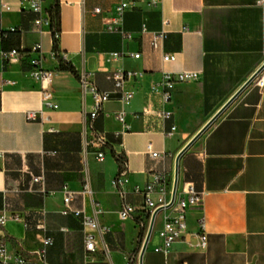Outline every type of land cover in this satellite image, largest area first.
Here are the masks:
<instances>
[{"label": "crops", "instance_id": "obj_1", "mask_svg": "<svg viewBox=\"0 0 264 264\" xmlns=\"http://www.w3.org/2000/svg\"><path fill=\"white\" fill-rule=\"evenodd\" d=\"M58 2L57 52L75 74L62 70L60 58L52 57V31H39L35 20L40 15L31 11L29 0H0V217L46 212L47 235L53 240L46 264H140L151 220L137 190L162 171L174 188L179 158L177 196L192 184L203 202L188 212L184 237L167 252L155 250L171 212L156 216L142 264H264V92L255 81L242 89L264 66V0H159L157 5L137 0L123 16L124 36L106 31L105 25L120 0ZM54 3L43 1L44 16ZM97 8L102 14H95ZM144 25L149 32L167 31L161 49L151 47ZM38 43L43 67L53 74L57 109L44 107L43 83L31 78L22 63L3 59L4 52L30 51ZM115 52L124 58L113 60ZM134 53L141 58L129 56ZM165 54H175L177 60L164 62ZM118 69L134 74L124 86L133 93L129 105L116 94L111 75ZM166 72L199 76L178 85L163 104L153 87ZM84 74L101 91L114 93L95 118L93 99L80 85ZM147 106L152 113L142 115ZM161 111L171 115L160 119L156 113ZM27 112H35L37 119L28 120ZM121 112L124 124L116 118ZM93 132L106 141L102 161L86 146ZM149 143L154 151L167 153L164 161L151 157ZM115 156L126 161V182L119 188L113 185L121 170ZM65 187L77 193L71 209L83 210L100 226L94 253L86 252L80 219L62 213ZM124 202L138 209L126 221L119 217ZM203 232L206 249L198 247ZM2 247L25 256L28 264L43 263L37 233L21 222L0 225Z\"/></svg>", "mask_w": 264, "mask_h": 264}, {"label": "built area", "instance_id": "obj_2", "mask_svg": "<svg viewBox=\"0 0 264 264\" xmlns=\"http://www.w3.org/2000/svg\"><path fill=\"white\" fill-rule=\"evenodd\" d=\"M43 1L44 0H29L31 11L40 15L39 18L35 20V25L41 32L45 27L51 29V19L49 15H43ZM158 2L159 0H152V4L154 5H157ZM136 3L137 0H120L119 4L115 8L114 16L107 18L105 21L106 31L118 32L124 36L125 34L122 28L123 16L129 10L134 9L136 7ZM2 8L5 11H10V7L6 4H3ZM95 14H102V10L97 8L95 10ZM163 24L164 26H167L168 21H164ZM143 32L151 35L150 44L154 50L162 48L167 34L165 29L159 32H149L147 26L144 25ZM127 37L130 38V36ZM55 38L58 39V33L55 34ZM2 39L3 36H0V41ZM42 54V45L38 43L34 45L30 51L12 49L8 52H4L3 59L8 63H22L28 70L31 78L43 83L41 95L44 107L57 109L58 105L53 102L54 92L51 88L53 74L50 70L43 67ZM57 56V53L53 51L52 57L56 59L58 58ZM129 56L135 60H139L141 58V54L139 53L129 54ZM111 58L113 60H121L124 58V54L115 52L111 55ZM163 60L167 63H174L177 60V56L175 54H165ZM133 76V73L125 72L123 69H118L111 75L115 82L116 94L125 105H129L133 99V93L124 89L126 81ZM198 76L199 74L196 72H166L163 74L162 81L153 87V91L161 92L162 102L163 104H166L171 100L173 91L178 85L195 81L198 79ZM255 82L257 87L264 92V70ZM80 85L83 92L90 95L93 99L94 110L91 114L92 118L98 116L104 104L114 98V93L101 91L93 83L89 74L80 76ZM1 91L2 84L0 83V92ZM151 113L152 108L147 106L142 115ZM156 114L160 119H164L170 116L171 112L161 111ZM26 115L27 119L30 121H35L37 119V114L35 112H27ZM116 118L122 124L125 123L124 112L117 114ZM175 129L176 128L174 127L173 131ZM86 146L97 152L100 161L104 159L106 141L102 134L93 132L91 138L86 141ZM147 151L153 159L164 161L167 157V153L165 152L154 151L152 143L148 144ZM124 166H126L125 160H123L121 165L120 173L113 181V185L116 188L121 187L126 182L124 179ZM40 180H42V178L34 179L35 182ZM173 190V180L165 171L153 173L151 179L147 182L145 187L137 190V193L141 194L143 198V210L147 213L149 220L152 219L154 213L159 209H163L159 214L163 212H171V216L165 219L163 227L159 232L162 244L156 248L155 251L157 252H167L174 244L179 242L184 237V234L187 231L188 212L199 207L203 202V195L197 192L192 184H185L182 194L180 196H177L176 194L173 205L167 209V206L172 200ZM63 191L65 207L62 213L64 215L71 214L80 219L86 234V252L87 254L96 252V240L94 234L100 230L98 222L94 218L88 216L83 210H72L71 203L76 198L77 193L70 190L68 187H65ZM85 192H87V186L84 189V193ZM121 193L123 196V192ZM137 211L138 209L136 207L124 202L119 213L120 220L126 221L130 219ZM9 220L21 222L26 228L33 229L37 233V236L42 244V248L38 254L43 260L42 264H46L44 259L47 253V248L53 244L52 238L47 235L46 212H28L25 215L14 213L10 217L2 216L0 217V225L4 226ZM198 247L200 249H206L207 247V235L204 232L199 235ZM0 264H28V259L21 254H11L5 247H2L0 250Z\"/></svg>", "mask_w": 264, "mask_h": 264}, {"label": "water", "instance_id": "obj_3", "mask_svg": "<svg viewBox=\"0 0 264 264\" xmlns=\"http://www.w3.org/2000/svg\"><path fill=\"white\" fill-rule=\"evenodd\" d=\"M264 70V66H262L260 68V70H258V72L256 74H254V76H252V78H250V80L247 82V84L242 88L244 89L248 84L252 83L253 81H255L258 77H259V74L261 73V71ZM242 89L240 91H242ZM239 93V92H238ZM238 93L233 96V98H231L227 104L215 115L213 116L208 122L207 124L202 128V130L200 132H198L189 142L188 144L184 147V149L181 151V153H183L184 151H186L219 117L220 115L222 114V112L225 110L226 107H228L233 101L234 99L236 98V96L238 95ZM178 160L179 158H177V166H176V177H175V184H174V190H173V194H172V200H171V203L167 206V209L170 208L174 201H175V198H176V191H177V186H178ZM163 209H159L157 210L152 219H151V223H150V229H149V232H148V236H147V240L145 242V246L143 248V252H144V249L146 247V243L151 235V232H152V228L154 226V222H155V219H156V216L162 211ZM143 252L141 254V258H140V264H142V255H143Z\"/></svg>", "mask_w": 264, "mask_h": 264}, {"label": "trees", "instance_id": "obj_4", "mask_svg": "<svg viewBox=\"0 0 264 264\" xmlns=\"http://www.w3.org/2000/svg\"><path fill=\"white\" fill-rule=\"evenodd\" d=\"M48 15L51 19V31L54 37V51L57 53V42L58 40L55 38V34L59 33V26H60V9H59V2L58 0H55L54 5L50 8ZM3 40V39H2ZM58 58H60V68L62 70L69 71L73 74H75V71L72 66H70L68 63H65L63 59L58 55ZM117 161L119 162L120 165L123 163V158L119 156H115Z\"/></svg>", "mask_w": 264, "mask_h": 264}, {"label": "rangeland", "instance_id": "obj_5", "mask_svg": "<svg viewBox=\"0 0 264 264\" xmlns=\"http://www.w3.org/2000/svg\"><path fill=\"white\" fill-rule=\"evenodd\" d=\"M165 213L163 212V213H161V215L160 216H163Z\"/></svg>", "mask_w": 264, "mask_h": 264}]
</instances>
